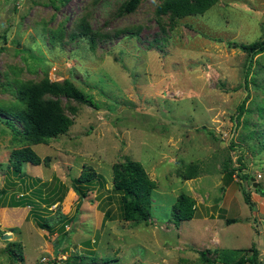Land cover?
I'll list each match as a JSON object with an SVG mask.
<instances>
[{
	"label": "rangeland",
	"instance_id": "rangeland-1",
	"mask_svg": "<svg viewBox=\"0 0 264 264\" xmlns=\"http://www.w3.org/2000/svg\"><path fill=\"white\" fill-rule=\"evenodd\" d=\"M124 1L0 0V106L17 104L16 84L43 78H67L93 100L72 101L67 131L30 144L41 163L23 165L24 182L30 193L57 190L62 199L50 207L33 196L35 206L9 205L25 187L8 166L10 151L29 144L0 120V188L7 189L0 195V264H64L89 252L111 264H221L214 249L253 242L264 264V51L249 60L232 45L264 38V0H217L184 17L158 15L163 0H141L134 12L117 14ZM82 17L112 38L94 48L83 37L70 40ZM128 156L155 182L147 224L123 221L111 191L112 167ZM87 167L104 184L93 182L80 199L72 179ZM189 168L195 176L185 179ZM239 168L247 173L242 184ZM181 191L196 211L174 222ZM105 208L112 217L101 226ZM59 212L75 218L65 235L38 227L35 213ZM12 242L21 244L18 261L7 251ZM207 249L210 261L200 254Z\"/></svg>",
	"mask_w": 264,
	"mask_h": 264
},
{
	"label": "trees",
	"instance_id": "trees-1",
	"mask_svg": "<svg viewBox=\"0 0 264 264\" xmlns=\"http://www.w3.org/2000/svg\"><path fill=\"white\" fill-rule=\"evenodd\" d=\"M59 1L65 3L70 0ZM140 1L141 0H125L117 8V14L124 15L134 12L140 4ZM216 1L217 0H163L158 5L157 14L172 17L202 14L214 5ZM59 33V38L61 39L62 30ZM131 33L137 35L138 31H133ZM115 34L118 35L119 33ZM68 36L70 40L74 37H83L88 41L92 48H94L99 42H104L105 40L112 38V35L108 33L93 30L85 21L84 17H82L81 20H78L75 28ZM53 38L54 34H52V39ZM152 40L155 42L159 41L156 37ZM63 42H67V40H64ZM232 45L246 52L248 59L251 60L253 56L264 51V38L252 43L232 42ZM12 90L17 104L12 107L0 106V120L5 124L10 125L14 132L20 135L19 137L22 142L29 144L12 149L8 158V166L10 165L12 167L15 176H17L23 183L25 181L24 178L28 176L23 170V165L27 163L38 165L41 163L40 157L31 148L30 144L46 143L48 139L57 137L67 131L71 124V118L66 113V110L69 109L72 112L76 110L71 103L72 101L78 103H91L93 100L91 96L80 91L67 78L61 81H51L48 78H43L33 84L23 82L13 86ZM63 98L66 100L64 103L62 102ZM46 161H48V158H46ZM239 161L242 162L243 160L240 158ZM241 164L245 165L243 162ZM244 169L245 168H239L236 172L240 176V184H242L244 179L247 178V173L243 171ZM190 170V168L187 170L185 179L195 176L193 171L190 172ZM112 172L113 188L111 191L116 195L119 217L123 221H130L135 224L141 222L147 224L151 216V192L155 188V182L150 179L142 164L129 156L125 157L122 162L114 164ZM230 175L231 173L227 174V176ZM98 177L99 176L95 170L91 167H87L81 171L78 177L72 179V188L80 199H84L88 196L91 191L90 184L93 182L98 183L100 187L103 186V181ZM35 182H37L36 179ZM14 185L15 184L12 182V186ZM61 186L64 187V185ZM27 187L28 185L25 183L24 191L21 193L20 198L12 196L9 201L10 206H26L28 204L35 206L36 203L33 200L37 199L44 203L46 207H50L52 204L62 199V196L58 195L57 190L51 192L47 196H43L40 189L30 193L31 190L29 189L31 188ZM240 188L245 203L252 208L253 202L250 200V191H247L244 186ZM6 190V188H0V195L5 193ZM258 190H260V188ZM31 196H33L34 199H32ZM100 197L101 195L99 198ZM195 211L196 204L194 198L186 192L181 191L171 207V217L173 218V221L175 220L174 222L190 220L194 217ZM103 214L104 221L101 226L107 220L111 219V209L105 208ZM35 216L40 219V221L37 222L39 228L47 230L48 233L60 232L64 235L66 234L65 226L75 220L73 216L69 217L62 215L60 212L58 213L57 218L36 213ZM230 222H235V220H231ZM176 224L177 223H175V225ZM11 244L13 248H7L11 259L14 261L22 259L20 249L21 244L16 242H12ZM209 251V249L200 251L201 256L206 261L211 260V258L206 256V252ZM213 251L214 253H218V260L221 264H260L258 256L259 251L254 242L246 249H221L219 251L214 249ZM240 251L243 253L237 257V253ZM89 253V255L75 253L72 256V259L64 264H111L109 261L96 258L93 255V252ZM47 263L58 264L55 260H49Z\"/></svg>",
	"mask_w": 264,
	"mask_h": 264
},
{
	"label": "water",
	"instance_id": "water-1",
	"mask_svg": "<svg viewBox=\"0 0 264 264\" xmlns=\"http://www.w3.org/2000/svg\"><path fill=\"white\" fill-rule=\"evenodd\" d=\"M11 236V234H2L1 235V238H3V239H7V238H9Z\"/></svg>",
	"mask_w": 264,
	"mask_h": 264
},
{
	"label": "crops",
	"instance_id": "crops-1",
	"mask_svg": "<svg viewBox=\"0 0 264 264\" xmlns=\"http://www.w3.org/2000/svg\"><path fill=\"white\" fill-rule=\"evenodd\" d=\"M241 222H246V223H247L246 225H248V222H247V221H245V220H244V221H241Z\"/></svg>",
	"mask_w": 264,
	"mask_h": 264
}]
</instances>
